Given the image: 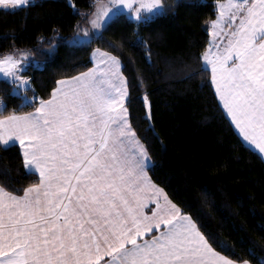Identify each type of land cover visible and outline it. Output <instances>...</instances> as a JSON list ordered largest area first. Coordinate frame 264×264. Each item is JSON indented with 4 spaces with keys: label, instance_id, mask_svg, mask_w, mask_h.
Instances as JSON below:
<instances>
[{
    "label": "snow or ice",
    "instance_id": "obj_1",
    "mask_svg": "<svg viewBox=\"0 0 264 264\" xmlns=\"http://www.w3.org/2000/svg\"><path fill=\"white\" fill-rule=\"evenodd\" d=\"M28 4L0 0L6 10ZM121 6L146 23L172 2L91 0L71 39L118 51L104 32ZM211 24L220 30L206 50L164 58L157 71L175 84L192 80L201 61L210 65L217 107L242 143L264 154V0L221 3ZM34 62L29 47L0 51V146L17 144L37 176L22 189L0 185V264H237L217 250L207 213L153 179L147 137L133 121L136 77L125 75L121 56L102 52L97 66L55 81L46 97L24 75ZM135 99L141 119H155L150 90ZM24 104L31 110L18 111Z\"/></svg>",
    "mask_w": 264,
    "mask_h": 264
},
{
    "label": "trees",
    "instance_id": "obj_2",
    "mask_svg": "<svg viewBox=\"0 0 264 264\" xmlns=\"http://www.w3.org/2000/svg\"><path fill=\"white\" fill-rule=\"evenodd\" d=\"M218 1L171 0L169 10L146 23L120 13L104 32L105 40L118 44V51L100 39L91 44L71 39L91 0H32L15 10L0 6V51L12 46L32 49L35 64L24 75L32 78L35 94L45 97L55 81L91 68L94 49L121 56L125 75L136 77L131 88L133 121L147 137L153 179L190 205L188 210L207 213L218 251L237 262L264 264V159L242 143L217 107L211 73L203 61L192 80L175 84L157 71L164 67V58L186 59L207 49ZM138 81L140 89L135 87ZM144 88L153 101L155 119L150 121L141 119L140 100L135 99ZM19 103L18 98L8 108ZM17 110L31 107L24 104ZM36 180L17 144L0 146V185L22 189Z\"/></svg>",
    "mask_w": 264,
    "mask_h": 264
},
{
    "label": "crops",
    "instance_id": "obj_3",
    "mask_svg": "<svg viewBox=\"0 0 264 264\" xmlns=\"http://www.w3.org/2000/svg\"><path fill=\"white\" fill-rule=\"evenodd\" d=\"M30 1H32V0H29V2ZM224 1L225 0H220V1H218L217 2V8H218V13H217V16L214 18V19H217V17H218V15H219V3L221 2V3H224ZM23 6V5H22ZM19 7V6H18ZM210 29H212V31H210ZM220 30V27L218 26V27H215L214 28V26L211 24V21H210V23H209V31H210V44L215 40V32H217V31H219ZM102 52H105L104 50H102V49H94V51L92 52V60H93V66L91 67V68H93V67H95V66H97V64H98V61H99V59L101 58V53ZM35 64V63H34ZM207 67H208V69L210 70V65H208V64H205ZM85 72V71H84ZM211 73V72H210ZM57 86V85H56ZM214 86V85H213ZM236 130V129H235ZM237 131V130H236ZM249 146V145H248ZM255 150V149H254ZM256 151V150H255ZM261 155V157L264 159V154H260ZM28 169V168H27ZM28 170H30V171H33L32 169H28ZM243 262L244 261H242V262H237V264H243ZM247 264H251V263H249V262H247Z\"/></svg>",
    "mask_w": 264,
    "mask_h": 264
},
{
    "label": "rangeland",
    "instance_id": "obj_4",
    "mask_svg": "<svg viewBox=\"0 0 264 264\" xmlns=\"http://www.w3.org/2000/svg\"><path fill=\"white\" fill-rule=\"evenodd\" d=\"M228 2H229V0H225L223 4H227ZM219 4H221V2H220ZM21 6H22V5H21ZM121 8H122V11L119 12L118 14H120V13H125V14H127L130 18L136 20V17H135L134 15H130V14H129V11H130V10H128L127 8H123L122 6H121ZM118 14H117V15H118ZM114 17H115V16H114ZM82 23H83V22H82Z\"/></svg>",
    "mask_w": 264,
    "mask_h": 264
}]
</instances>
